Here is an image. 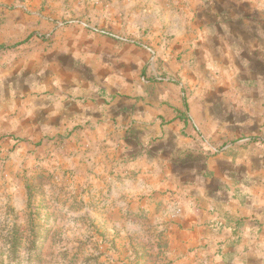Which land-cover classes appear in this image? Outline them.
Returning a JSON list of instances; mask_svg holds the SVG:
<instances>
[{"label":"crops","instance_id":"obj_1","mask_svg":"<svg viewBox=\"0 0 264 264\" xmlns=\"http://www.w3.org/2000/svg\"><path fill=\"white\" fill-rule=\"evenodd\" d=\"M226 1L240 9L217 0V16L147 49L52 32L35 0H0V152L100 139L179 205L172 264H264V21L220 15Z\"/></svg>","mask_w":264,"mask_h":264},{"label":"rangeland","instance_id":"obj_2","mask_svg":"<svg viewBox=\"0 0 264 264\" xmlns=\"http://www.w3.org/2000/svg\"><path fill=\"white\" fill-rule=\"evenodd\" d=\"M236 1L240 9L226 1L219 14L264 21V0ZM33 8L53 20L52 32H97L147 49L217 16V0H35ZM86 139L64 133L0 152V264H172L168 228L179 205L155 197L141 172L118 167L102 140Z\"/></svg>","mask_w":264,"mask_h":264}]
</instances>
